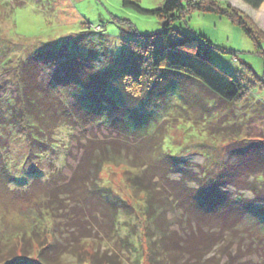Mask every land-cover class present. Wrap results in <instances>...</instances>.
Returning a JSON list of instances; mask_svg holds the SVG:
<instances>
[{"label":"rangeland","instance_id":"obj_1","mask_svg":"<svg viewBox=\"0 0 264 264\" xmlns=\"http://www.w3.org/2000/svg\"><path fill=\"white\" fill-rule=\"evenodd\" d=\"M216 1L223 9L231 6L264 37V5L254 10L242 0ZM165 2L140 0L144 11L141 13L125 8L123 0H0V252L14 247L16 252L23 251L31 241L37 257L41 245L65 246L68 240L73 243L83 239L85 232L80 230L86 228L96 234L82 241V251L89 258L114 255L119 264H172L174 249L175 259L192 261L190 255L183 257V251L172 244V236L176 242L186 244V239L190 242L201 233H208L206 225L203 232L198 231V217L187 210L185 199L190 197L186 187H196L198 180L231 165L247 168L264 150V58L257 54L255 43L228 17L194 12L174 22L173 29L209 42L213 63L244 86L241 96L233 103H225L199 81L163 70L154 73L153 78L148 76L145 84H132V88L122 85L126 77L135 81L145 71L150 75L143 57L130 65L128 47L138 36L161 33L164 24L151 13L162 9ZM261 47L264 52V40ZM40 52H45L41 55L44 59L52 57V61L56 60L53 56L61 55L57 63H43L36 77L43 90L54 85L55 73L72 53L83 59L91 57L96 76L111 83L108 91L113 84L118 86L110 94L129 107L125 117L128 121L133 117L141 120L143 134L126 127L118 131L115 127L95 125L90 118L87 123H76L71 118L65 121L56 117L51 124L47 120L48 127L45 121L28 123L21 99L26 93L28 71L21 69V62L30 55L36 58ZM75 89H62L59 97L75 105ZM176 91L178 96H174ZM111 95L104 98L109 104L113 102L111 98L114 100ZM50 99L51 96L44 97L45 102ZM58 108L63 111L60 103ZM51 110H55L53 106ZM152 123L158 128L153 130ZM115 141L122 143L125 157L102 167L100 191L89 201L91 210L84 207L86 210L81 212L72 198L65 196H59L61 205L50 210L48 190L57 187L63 192L86 147L92 150L98 143ZM239 146L251 148L245 150L251 156L245 164H241L242 158L236 153ZM235 176L239 174L229 178ZM248 181L256 192L241 191V185L249 186ZM135 182H143L142 187L135 188ZM146 186L149 190L142 191ZM230 190L229 195H241L246 204L254 202L264 196V179L243 176L238 186ZM109 194L123 207L111 239L106 237V232H111L109 228L97 232L95 224V220H109L108 214L105 220L106 216L95 209ZM211 220L209 225L219 228V222ZM163 233L167 235L166 245ZM216 235L221 238L219 245L204 255L201 264L261 263L257 248L264 242V203L255 205L241 219L235 235ZM167 247L170 255L164 253ZM226 253L234 258H227ZM7 254L0 255V259ZM73 260L72 255L63 258L66 263Z\"/></svg>","mask_w":264,"mask_h":264},{"label":"trees","instance_id":"obj_2","mask_svg":"<svg viewBox=\"0 0 264 264\" xmlns=\"http://www.w3.org/2000/svg\"><path fill=\"white\" fill-rule=\"evenodd\" d=\"M242 1L254 10H258L264 5V0ZM139 2L140 0H123V6L144 13L139 6ZM18 5L21 6L24 4ZM194 12L217 14L228 17L233 24L239 26L255 43L257 54L264 58V52L261 47V41L264 40V37L260 33L257 34L255 28L247 23L237 11L232 10L231 6L228 5L227 9H223L220 3L216 0H166L162 9L151 13L160 17L162 20L164 25L161 33L156 36H138L133 42V46L128 47V55L131 56L130 65L138 63V60L143 57V64H146V68L150 70V75L146 73L148 71H145L141 77L135 81H129V79L132 78L126 77L127 81L125 80L122 85L132 88V84H145L148 76L153 78L154 73L163 70L185 75L191 80L195 79L199 81L208 92L225 103H233L241 96L244 91V86L237 79L225 73L213 63V47L209 42L201 37L191 36L188 33L183 32L181 29H173L174 22L184 20L186 16L191 15ZM42 53L45 52L37 53L36 58L34 55H30L21 62V69L25 72L28 71V77H26L27 79H25L24 82L26 93L24 96H21V99H23V111L26 110L24 119H26L28 123L32 124L31 121L34 122V120L45 121L48 127V124H51L52 120L56 119V117L57 119L64 118L65 121L71 118V120H74L76 123L80 121L87 123V120L90 118L91 120L93 119L92 121L95 125L115 127L118 131L120 129L124 130L126 127L127 130L140 133L141 135L143 134V131L140 129V126L142 128L141 120L139 121L137 117H133L128 121V118L125 117L127 116L126 112L129 110V107H126L124 103H118L117 98L110 94V92L115 91L118 86L113 84L112 90L108 91L111 83L102 79L100 81L99 77L96 76L91 57L83 59L79 56H75V52L72 53V56L62 63L61 70H59L60 73L58 71L55 73L56 75L54 74V85L43 90L42 82L36 79V77L38 78L40 75L43 63L49 61L57 63V61L60 60L61 55L53 56L56 60L52 61V57L44 59L41 56ZM63 57L64 56L61 58L63 59ZM88 65L92 67H89ZM119 85L121 86L120 83ZM70 86L76 87L74 96L77 97L78 103L75 105L59 97V93L62 89L65 90ZM118 92H120V90H118ZM178 93L179 92L176 91L174 96H178ZM108 95H111L114 98V100L111 98V101L113 102L110 104L108 101L104 100V98L110 97ZM47 96H51L52 99L45 102L44 97ZM58 103L63 105V111L59 110ZM44 104H47V106ZM52 106L55 109L54 111L51 110ZM118 112L121 114H118ZM149 117L152 119L151 114ZM156 122L158 123V121ZM156 126L157 124L155 125L152 123L153 130L158 128ZM121 144L122 143L118 141L98 143L97 146H94V149L97 151H94V149L90 150L91 148L89 149L87 146L85 155L75 168L73 179L69 185L64 187L63 192L57 187H52L48 190L49 201L52 205L49 207L50 210L55 207L54 205H61L59 196L71 197L74 203L81 208V212H84L86 209L91 210L90 208H92V204L89 206V201L91 197L95 198L100 191V188H98V178L102 167L105 163H110L116 161L117 158L125 157L122 153L124 149ZM248 148L249 146H239L236 149L237 155L240 159L242 158L241 164L244 163L246 159H251V156L246 155L245 153V150L251 149ZM261 153L262 154L259 156H255L257 159L255 162L252 161L251 165L247 168H244V165H238L239 168L231 165L224 170L214 171L212 173L213 176L209 177L208 175L207 179L203 178V180H198V183L195 181V183H197L196 187H186V191L189 195L188 197H190L188 200L191 199L192 202L191 203L185 199L187 210L190 214L198 217V219H196L198 223V231L203 232L202 228L206 225L208 233H201L200 237L197 238L196 236V238L192 240L193 242H189V240L186 239V244H183L180 240L176 242L175 237L172 236V244L175 243L176 249L183 251L181 255L183 257L185 255H190L192 259V261L185 260L183 261L184 263L178 261V259H175L174 249H172V264H201L204 255H209L212 249L219 245L218 240L221 238L216 234H220L221 237H224L225 233L235 235L241 219L246 217L255 205L264 203V196L261 195L259 200L256 198L254 202H248L246 204L245 202L247 200H242L241 195L239 196L235 194L236 196H232L230 190L231 187L236 188L238 186V183H240V179H242L243 176L264 179V150H261ZM236 173H238L239 176H235L233 179L229 178ZM35 177H38V175ZM142 185L143 182H135L134 184L135 188L142 187ZM206 185L208 187L204 189ZM247 185L249 186L241 185V187L245 188L244 190H242V188L241 191L256 192V190L254 191L251 187V184H249V181ZM148 190V186L142 189V191L146 192ZM237 191L238 190L236 189V192ZM228 193L231 194L229 195ZM179 194H181V192H179ZM102 199L104 200L102 205H99L97 208L95 207V209L98 212L101 211L105 216L108 214L107 216L109 220L107 223L104 221L99 223V221L95 220V224L97 225V232L100 230L105 232L109 228L111 232H106V237L111 239L112 237H110V235L112 232H116L115 228L120 221L121 204L111 194ZM58 201L59 203H57ZM63 202H65V200H63ZM181 205L182 209H185L183 202H181ZM84 207H86V209ZM107 216L105 220H107ZM228 218L233 219L231 223L227 221ZM211 219L216 220L214 222H219V224H216L219 228H213L209 225L213 222ZM108 223L109 225H107ZM215 229H220V232H216ZM80 232H85L82 236L83 239H88L89 237H94L96 235H94L95 232L92 233L86 228H82ZM202 237H205L204 240ZM162 238L165 243L167 235L163 233ZM83 239L73 240V243H70L68 240V243L65 246H61V244L58 243L50 245L45 243L41 245L37 257L33 253L32 242L28 241L27 244L29 245V248H24V250L22 249L23 251L16 252V247L7 252L1 251L0 255H3L4 253L8 254L6 258L0 259V263L8 261L7 264H119L120 260H117V256L114 255L113 257L106 256L105 258L98 257V255H91L90 258L87 257L82 251ZM187 245L193 246L187 248ZM194 245L196 247H194ZM166 250H164L165 255H170V249L167 247ZM257 252L258 256L261 257V263L259 264H264L263 241L260 242ZM226 254H228L226 256L227 258H234L231 254ZM66 255L74 256L73 262L66 263L63 261V258ZM209 263L210 262L206 264Z\"/></svg>","mask_w":264,"mask_h":264}]
</instances>
